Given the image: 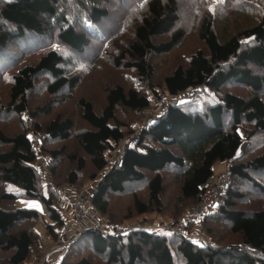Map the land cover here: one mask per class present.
Instances as JSON below:
<instances>
[{
    "label": "trees",
    "instance_id": "trees-1",
    "mask_svg": "<svg viewBox=\"0 0 264 264\" xmlns=\"http://www.w3.org/2000/svg\"><path fill=\"white\" fill-rule=\"evenodd\" d=\"M257 1L260 5L249 4L261 8L245 12L251 21L238 30L223 33L209 13L198 21L196 34L203 48L166 75L163 85L171 95L204 89L169 105L156 124L126 145L121 162L109 168L89 198L96 212L107 218L109 233L87 226L63 248L66 252L60 264H99L100 260L105 264H264V149L257 151L259 146L264 148V0ZM121 6L128 17L132 14L134 21L137 16L139 20L128 47L114 54L115 43L102 41L119 30L109 25L113 8ZM191 29L181 24L178 0H0V64L11 55V43L51 38L55 46L89 58L90 64L97 63L105 47L104 61L109 58L115 68L135 70L139 80L150 83V58L173 52ZM55 46L36 64L18 70L7 104L0 94L1 120L8 114L26 115L35 79L48 75V93L57 97L52 106L76 98L74 110L78 111L77 115L50 117L51 109L40 115V108L26 119L32 122L30 128L14 134L0 124V252L11 264H29L36 256L34 250L45 238L40 223L50 240H57V229L66 224L53 182L44 185L41 169L54 174L56 183L64 179L81 186L90 173L93 180L107 169L125 136L111 120L123 108L146 111L158 92L156 87L143 91L118 83L108 88L102 106L97 105L94 98L78 93L90 69L72 73L69 59ZM235 87L250 92L238 94ZM204 96L207 100L203 101ZM43 116L49 117L42 120ZM34 134L44 135L38 144L33 143ZM73 140L76 144L69 150ZM245 142L247 149L239 155ZM252 144L257 145L251 148ZM64 157L70 160L62 165L66 171L59 167ZM220 160L230 162L231 177L229 188L219 192L202 219L208 244L177 231L163 228L159 232V227L113 233L124 220L152 213L167 216L169 222L187 221V229H194L196 221L188 220L187 214L212 184L214 165ZM176 179L177 191L169 193L168 186ZM125 193L131 201L121 219L111 210L109 197ZM21 197L39 200L42 208L16 207ZM224 225L230 230L229 242L219 233ZM79 240H85L82 248L87 254L67 260L71 246Z\"/></svg>",
    "mask_w": 264,
    "mask_h": 264
},
{
    "label": "rangeland",
    "instance_id": "rangeland-1",
    "mask_svg": "<svg viewBox=\"0 0 264 264\" xmlns=\"http://www.w3.org/2000/svg\"><path fill=\"white\" fill-rule=\"evenodd\" d=\"M251 1V2H250ZM250 3H257L260 5V2L257 0H178L180 12H181V24L182 26H186L187 28H191L190 34L188 35L187 40H185L184 43H181L178 48L173 50L171 53H166L158 56H152L150 58V63L152 65V71L153 76L150 81V83H147L145 80H139L138 74L135 70H122L120 68H115L112 63L110 64L109 58L104 61V58L102 57L104 52H107L108 49L105 47L102 48L100 57L98 58L97 63L90 64L88 62L89 58L85 59L81 58L80 56L76 55L75 53L64 49V47H58L55 46V42L53 39L49 38L47 40H43L41 38L32 37V40L28 39L27 43L15 41L11 43L10 50L11 55L7 54L5 56L4 62L7 58L6 63L0 64V94L3 97L4 103H8L10 101V94H11V87L14 84V75L18 72L20 68H22L25 65L28 64H36L42 54L47 51V49H50V47H58L59 50L63 51L66 58L69 59L70 63L72 64V73L89 70V72L85 75V78L83 79V83L78 90L79 96H85L89 98H94L96 100V104L102 106V103L105 99V93L108 90V88L112 87L114 84H123L126 87H137L142 89L143 91L147 89H151V87H156L157 94H154V97L158 95H166L169 96L167 92L164 90L163 81L166 75L171 73L173 69L176 68V66L180 64H186L190 58V56L197 52L198 50L202 49L204 44L198 39L197 37V24L198 21L203 19L206 13H209L213 16L215 19V23L217 26V29L222 31L223 33L227 32V30L235 31L241 28V26L246 25L248 22L251 21V19L247 16L250 12V9L253 11H258L260 9V6H257L256 4H249ZM262 4V3H261ZM125 10L124 6L113 8L112 10V23L109 25V28H119L117 32L113 31L111 35L105 37L104 42L102 43H109L112 45V43H115L116 50L114 54L119 53L121 50L128 47V44L133 40L134 37V28L137 24V20H139L138 16L134 21V17L132 14L129 16L128 12H123ZM134 21V22H133ZM109 31L111 29H108ZM104 37V36H103ZM100 43V42H99ZM43 44V45H42ZM42 45V46H40ZM108 47V46H107ZM28 48V50H26ZM87 55H91L90 52L87 53ZM16 59V60H15ZM15 60V61H14ZM91 67V68H90ZM50 81V76L43 75L41 77H38L35 79L36 86L33 90L29 92V102H30V112L23 116L8 114L4 117H2V120L0 119V124L3 127V129L8 133H17L18 131L25 130L27 128H30L32 125V122L26 121L28 116H31L32 112L38 111L40 108L43 109V111L40 112V115H43L44 111L46 109H51L52 114L51 116H56L57 114H75L77 115L76 110V98L69 103H62L58 105H53L52 102L57 99V97H52L49 95L47 90V83ZM149 87V88H148ZM233 90L238 94L247 95L249 94L250 90L248 88H241V87H235ZM200 91V90H199ZM198 93V92H196ZM201 93V92H200ZM193 94V92L190 94ZM210 95H208L209 97ZM189 97V98H190ZM184 96H177V101H184ZM207 100V96L203 97V101ZM183 103V102H182ZM99 106V107H100ZM154 109V104L152 101V105L149 109L146 111H132L130 109H121L119 112V116L117 118L111 120V125L116 128L121 134L125 136H130L131 134L139 135L138 126L141 127V124H143L149 116L153 113L152 110ZM74 111V112H72ZM39 115V116H40ZM49 116H43L42 120H46ZM140 124V125H139ZM42 138L44 137L43 134ZM140 136H142L140 134ZM264 139V138H263ZM264 143V141L262 140ZM69 143V142H68ZM67 143V144H68ZM76 144V141L73 140V143L68 144L69 150L72 148L70 146H73ZM146 145L149 143H145ZM143 144V146H145ZM60 145V144H59ZM257 144H252L251 148L256 146ZM248 142H245L241 151L239 152V155L245 152L247 149ZM264 148H261L260 146L257 148L258 152L263 151ZM42 162V160H41ZM70 160L68 157H64L62 159L59 165L64 171L68 170L66 166H62L63 164L69 163ZM44 163V162H43ZM230 166V162L228 160H220L217 161L214 165V174L210 179V182L212 184L219 185L221 184L224 179L230 180V175L228 173V169ZM110 166L107 167V169L103 170L100 174L98 173L96 178L91 180L89 178L90 174L87 173V177L84 181V183L79 186L77 184H71L68 182L63 181L64 179L60 180L61 183H56L54 180V174L51 172H48L49 170H46L47 168H42L43 172V182L44 185L47 186L48 183L53 182V186L55 187L56 193L58 194V202L61 205L63 214L66 218V222L70 223L71 227L72 224H76L74 220V209L70 210L67 207L66 203H70V198L75 197L78 193L84 192L86 194H89L91 191H93L104 174L109 170ZM45 170V171H44ZM63 171V172H64ZM62 172V171H60ZM61 175L63 173H60ZM168 181H172L171 175L168 177ZM264 182V179H261ZM56 184H55V183ZM243 189L248 192V187L241 183ZM179 185V181L176 179L173 182V185L168 186L169 193L173 192L174 190L177 191V187ZM80 187V188H79ZM82 188V189H81ZM78 189H81L80 191ZM60 190V193H59ZM1 191V190H0ZM252 193V192H250ZM1 195V194H0ZM252 195V194H251ZM57 198V199H58ZM110 198V204H111V210L114 211V215L118 214L120 218L122 219L123 216L127 215L128 211L127 209L130 206L131 196L129 193H125L122 195L112 194ZM69 200V202H68ZM63 203V204H62ZM84 205L87 208V216L85 219H87L88 222L91 221L94 224H104L107 218H104L100 214L96 212V210L91 205L90 199L87 200ZM16 207H28V208H37L41 209L42 205L39 200L35 199H28L21 197L16 201L15 204ZM146 217V218H145ZM170 219L161 214L152 213L147 214L142 217H137L134 220L130 221H123L121 222L120 226H127L132 223H146L155 225L156 227H159L163 223H169ZM199 223V222H197ZM88 226V225H87ZM196 227V226H194ZM203 227V226H202ZM197 228V227H196ZM109 229V228H108ZM45 227L42 223L39 224V231L42 234V236H45L44 239L47 240V242L52 241L53 245L47 246V243L42 242V245L38 244L34 250L36 256L29 262V264H39L41 261V258L45 253L50 252L52 253L53 250H59V246L62 244V240L69 238L66 237L64 228L57 229V231L60 232L59 238L57 240H50V238L45 234ZM159 232H163V229H157ZM195 230V229H193ZM220 235L226 238L227 242H229L230 239V230L227 225H224L219 229ZM205 244H208L209 239L206 237V232L203 228V234L201 237H197ZM236 241V239H233ZM85 240H79L76 242L74 246H71V254L67 258V260H77L79 258H82L85 254H87L86 249L82 248V245ZM51 242V243H52ZM200 244L202 241H198ZM54 247V248H53ZM53 248V249H52ZM39 253V255H37ZM34 254V255H35ZM50 254L48 255V261H50ZM64 258V257H63ZM99 264H105L104 261L100 260L98 262ZM0 264H11L8 262L6 258V254L3 252H0Z\"/></svg>",
    "mask_w": 264,
    "mask_h": 264
},
{
    "label": "built area",
    "instance_id": "built-area-1",
    "mask_svg": "<svg viewBox=\"0 0 264 264\" xmlns=\"http://www.w3.org/2000/svg\"><path fill=\"white\" fill-rule=\"evenodd\" d=\"M203 89H204V86H200V87H195V88L191 89L190 91H187L183 94H177V95L168 94L169 96L162 94V95H158V96L154 97L153 98L154 109L152 110L153 113L149 116V118L143 124H141V127H139V126L137 127V128H139L138 133L141 134L144 129L148 130L150 127H152L154 124H156L157 121L159 120L160 115L165 113V111L169 105H171V104L174 105V104H177L179 102L176 100L177 96L182 95L185 98H189L190 94L192 92L193 93L202 92ZM134 138H135V134H131L128 137L124 136L121 138V140L117 143L116 149L114 150V152L111 154V156L109 158V165L108 166L112 167L114 164H119L121 162V158H122V155L125 151L126 145L128 143L129 144L134 143ZM41 139H42L41 134H34L32 137L34 144H38L41 141ZM229 184H230V180L224 179V181L221 184H219V185L211 184L207 188H205V190L203 191L199 203L191 210L192 216L195 217L199 222V223L196 222L194 225L197 227L198 232H196V230H193V229H187V227H186L187 221H184V220H181V221L175 222V223L174 222L163 223L162 225L159 226V228H162V229L164 228L165 231H177L180 233H184L188 237H192V238L201 237V235L203 234V227H202L201 222H202V219L208 210L209 205L211 204L213 199L219 194V192H224L229 188ZM94 190L91 191L89 194H86L85 191L80 192L75 197L70 198V205H71L72 209H74V212H75L74 220L79 224V229L70 238H66V239L62 240V244L59 246L60 249H63L66 246L70 245V243H72L74 240H76L80 236V233L85 228H87V225H82V221L87 216V208L84 205V203L90 198V196L92 195ZM59 193H60V190H59ZM94 227H97L98 229L102 230L104 233H109L108 229L105 226H103L102 224H96V225H94ZM139 228H144V229L156 228V226L151 225L149 223L148 224L141 223V222L132 223L130 225L122 226L120 228L115 229L113 233L117 235V234H121V233H127L129 231H132L134 229H139ZM71 230H72V227H71L70 223L66 222V224L64 226L65 233L67 231H71ZM208 243H209V241H208ZM49 254H50V252L45 253L43 255V257L41 258V261L39 264H49V261H48V255Z\"/></svg>",
    "mask_w": 264,
    "mask_h": 264
},
{
    "label": "crops",
    "instance_id": "crops-1",
    "mask_svg": "<svg viewBox=\"0 0 264 264\" xmlns=\"http://www.w3.org/2000/svg\"><path fill=\"white\" fill-rule=\"evenodd\" d=\"M68 202H69V200H68ZM63 204V203H62ZM67 204V207L70 209V210H73L72 209V207H71V205H70V203H66ZM187 219L188 220H195L196 222H198V220L195 218V217H193L192 216V214L191 213H188L187 214ZM75 223L76 224H72V230L71 231H67L66 233H65V235H66V237H71V236H73L77 231H78V229H79V224L75 221ZM82 225H88V227H92V226H94V225H96V224H94L93 222L91 223V221L90 222H88L87 221V219H84L83 221H82ZM194 229H195V227H194ZM44 242L45 243H47V246H49V245H53V242L52 241H49V242H47V240L46 239H44ZM52 242V243H51ZM54 246V245H53ZM54 248V247H53ZM52 248V249H53ZM65 252H66V249H59V250H55V251H53L51 254H50V261H49V264H60L61 263V261H62V259H63V257H64V255H65ZM37 255H39V253H37Z\"/></svg>",
    "mask_w": 264,
    "mask_h": 264
}]
</instances>
